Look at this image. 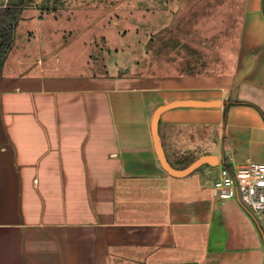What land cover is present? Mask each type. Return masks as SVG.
I'll return each mask as SVG.
<instances>
[{"label": "crops", "instance_id": "1", "mask_svg": "<svg viewBox=\"0 0 264 264\" xmlns=\"http://www.w3.org/2000/svg\"><path fill=\"white\" fill-rule=\"evenodd\" d=\"M208 1L155 30L161 70L110 72L95 58L98 72L75 40L38 51L14 34L0 71V264H264L255 216L214 192L223 168L264 163V0ZM172 102L184 104L158 120L168 162L211 158L181 177L152 127Z\"/></svg>", "mask_w": 264, "mask_h": 264}, {"label": "rangeland", "instance_id": "2", "mask_svg": "<svg viewBox=\"0 0 264 264\" xmlns=\"http://www.w3.org/2000/svg\"><path fill=\"white\" fill-rule=\"evenodd\" d=\"M6 1L20 3L23 7L32 1L37 2L36 6L24 10L17 23V48L30 47L31 50L41 51L53 48L56 44V47L64 48L66 41L72 39L75 40L72 45L76 48L72 52L74 57L79 55V58L91 59L93 69L98 72L104 70L102 65L98 67L93 62L95 58H99L101 64H105V69L110 72L117 70V73L120 70L125 73L144 72L149 67L161 70V52L152 51L153 44L161 38V24L168 22L176 29L180 26L181 16L189 14L193 7L199 14L211 5L208 0H0ZM81 9H86V17L89 19H82L81 24H72L69 16ZM98 12L100 17L96 18ZM210 21L211 23L203 20L220 31L222 20ZM183 22L187 29L194 27L193 20ZM82 24L88 25V28L84 27V33L76 36L75 27ZM216 37L220 47L224 40ZM89 40L91 41L87 43ZM61 52L64 53V50Z\"/></svg>", "mask_w": 264, "mask_h": 264}, {"label": "built area", "instance_id": "3", "mask_svg": "<svg viewBox=\"0 0 264 264\" xmlns=\"http://www.w3.org/2000/svg\"><path fill=\"white\" fill-rule=\"evenodd\" d=\"M214 192L220 200L237 198L255 216L264 235V163L249 161L223 168Z\"/></svg>", "mask_w": 264, "mask_h": 264}, {"label": "trees", "instance_id": "4", "mask_svg": "<svg viewBox=\"0 0 264 264\" xmlns=\"http://www.w3.org/2000/svg\"><path fill=\"white\" fill-rule=\"evenodd\" d=\"M22 6L8 1L0 6V71L14 43V34L21 17Z\"/></svg>", "mask_w": 264, "mask_h": 264}, {"label": "water", "instance_id": "5", "mask_svg": "<svg viewBox=\"0 0 264 264\" xmlns=\"http://www.w3.org/2000/svg\"><path fill=\"white\" fill-rule=\"evenodd\" d=\"M184 104L183 102H172L169 104H165L163 106H160L154 113V117H153V122H152V127H153V134H154V139H155V144H156V150H157V154L159 156L160 162L163 165V167L165 168V170L176 177H181L184 176L186 174H188L191 170L201 166L204 163H211V158L209 156H204L202 158H200L191 169H186V170H177L175 168H173L171 166V164L168 162L162 144H161V140L158 134V120H159V116L160 114L169 109V108H173L175 106L178 105H182ZM203 105H208L209 103L205 104L202 103ZM263 232V231H262ZM183 264H197L196 262H188V263H183Z\"/></svg>", "mask_w": 264, "mask_h": 264}]
</instances>
